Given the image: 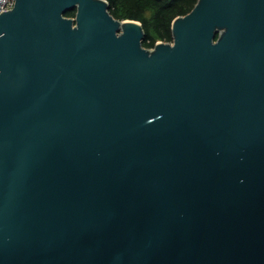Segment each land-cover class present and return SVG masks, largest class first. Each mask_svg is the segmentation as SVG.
I'll use <instances>...</instances> for the list:
<instances>
[{
    "label": "water",
    "instance_id": "water-1",
    "mask_svg": "<svg viewBox=\"0 0 264 264\" xmlns=\"http://www.w3.org/2000/svg\"><path fill=\"white\" fill-rule=\"evenodd\" d=\"M110 7L0 0V264H264V0Z\"/></svg>",
    "mask_w": 264,
    "mask_h": 264
},
{
    "label": "trees",
    "instance_id": "trees-1",
    "mask_svg": "<svg viewBox=\"0 0 264 264\" xmlns=\"http://www.w3.org/2000/svg\"><path fill=\"white\" fill-rule=\"evenodd\" d=\"M112 13L119 18H134L143 22L146 30L144 45L154 46L158 40H172V21L189 12L197 0H109ZM76 14V8L66 12Z\"/></svg>",
    "mask_w": 264,
    "mask_h": 264
},
{
    "label": "built area",
    "instance_id": "built-area-1",
    "mask_svg": "<svg viewBox=\"0 0 264 264\" xmlns=\"http://www.w3.org/2000/svg\"><path fill=\"white\" fill-rule=\"evenodd\" d=\"M16 0H1V7L4 10H8L15 5Z\"/></svg>",
    "mask_w": 264,
    "mask_h": 264
}]
</instances>
